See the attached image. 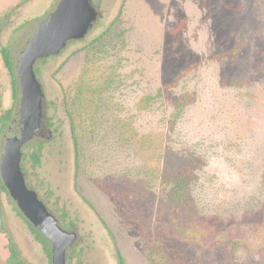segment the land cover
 Instances as JSON below:
<instances>
[{"label": "rangeland", "instance_id": "rangeland-1", "mask_svg": "<svg viewBox=\"0 0 264 264\" xmlns=\"http://www.w3.org/2000/svg\"><path fill=\"white\" fill-rule=\"evenodd\" d=\"M20 1L0 0V16ZM59 2L31 0L2 29L0 47L13 64L11 70L1 59L3 108L13 109V118L18 63ZM91 2L98 15L87 34L36 64L45 94L42 128L22 159L29 185L78 235L67 264H119L118 251L124 264H155L101 187L158 168L153 149L178 165L194 161L200 216L245 245L232 264H264V0ZM184 94L190 102L174 121L172 100ZM37 145L39 165L31 156ZM1 199L23 257L51 264L9 192ZM197 249L176 246L175 253L187 254L183 264H219L209 250L200 261ZM9 255L0 219V264Z\"/></svg>", "mask_w": 264, "mask_h": 264}, {"label": "trees", "instance_id": "trees-1", "mask_svg": "<svg viewBox=\"0 0 264 264\" xmlns=\"http://www.w3.org/2000/svg\"><path fill=\"white\" fill-rule=\"evenodd\" d=\"M29 1L31 0H21L16 6L11 7L0 16V35L3 27L10 21L17 8ZM1 59L9 69L13 70L10 50L7 47H0V139L14 115L13 109L3 108ZM38 72L39 70L36 68V73ZM14 94L17 96V80H14ZM159 94H162V92L160 91ZM149 99H153V97H149ZM189 102L190 96L188 94L172 100L177 115L174 121L180 117L181 112ZM73 138L76 157L79 161L81 154L75 126H73ZM147 142L152 145V141L148 140ZM37 146L31 155L35 165H39L41 162V146ZM169 147L166 146V149L168 150ZM151 154L159 156L158 168L149 166L145 175L137 179L118 175L112 179V182L103 183L101 187L116 204L123 221L134 229L149 247L153 254L154 263L183 264L184 261H187L186 253H175L176 246H180V248H186V246L198 248V259L200 261L204 260V255L209 250L211 253L210 261L219 264L234 263L233 258L239 252L240 247L245 245L243 246L242 240L234 239L229 234H225L226 231L221 230L215 223L200 216L192 186L195 179L193 171L196 168L194 161L178 165L175 161L170 160L172 158H168L169 153L167 151L153 149ZM192 163L193 165H191ZM3 191L7 192V188L0 174L1 229L6 233L10 251L7 263L31 264L23 257L18 244L6 227L1 199V192ZM19 214L22 215L21 212ZM22 217L27 221L35 238L44 245L51 259L50 242L23 215ZM60 225L70 230V228L63 226L61 222ZM117 255L119 264H124L125 261L120 251L117 252Z\"/></svg>", "mask_w": 264, "mask_h": 264}, {"label": "water", "instance_id": "water-1", "mask_svg": "<svg viewBox=\"0 0 264 264\" xmlns=\"http://www.w3.org/2000/svg\"><path fill=\"white\" fill-rule=\"evenodd\" d=\"M98 15L91 0H60L40 24L17 66L18 111L9 124L0 157V174L19 211L51 244V264H67L77 241L75 231L59 219L26 179L23 149L42 127L44 91L36 73L38 61L59 55L72 40L83 38Z\"/></svg>", "mask_w": 264, "mask_h": 264}, {"label": "flooded vegetation", "instance_id": "flooded-vegetation-1", "mask_svg": "<svg viewBox=\"0 0 264 264\" xmlns=\"http://www.w3.org/2000/svg\"><path fill=\"white\" fill-rule=\"evenodd\" d=\"M41 128H42V127H41ZM39 132H40V131H39ZM39 132H38V133H39Z\"/></svg>", "mask_w": 264, "mask_h": 264}]
</instances>
